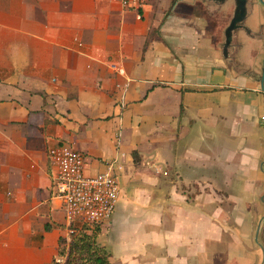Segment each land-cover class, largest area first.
<instances>
[{"label":"crops","instance_id":"obj_1","mask_svg":"<svg viewBox=\"0 0 264 264\" xmlns=\"http://www.w3.org/2000/svg\"><path fill=\"white\" fill-rule=\"evenodd\" d=\"M255 2L248 21L264 36ZM234 9L145 0L136 19L117 0H0V264H52L59 238L83 228L54 189L48 149L64 144L86 174L118 166L96 237L109 264H254L264 91L222 73ZM263 44L245 45L255 58Z\"/></svg>","mask_w":264,"mask_h":264},{"label":"built area","instance_id":"obj_2","mask_svg":"<svg viewBox=\"0 0 264 264\" xmlns=\"http://www.w3.org/2000/svg\"><path fill=\"white\" fill-rule=\"evenodd\" d=\"M117 1L123 9L134 10L136 19H141L145 0ZM48 157L55 168L54 189L62 201L68 224L79 221L93 225L111 215L120 195L116 163H109L95 174H86L83 153L65 144L50 147ZM56 260L62 262L63 258Z\"/></svg>","mask_w":264,"mask_h":264},{"label":"trees","instance_id":"obj_3","mask_svg":"<svg viewBox=\"0 0 264 264\" xmlns=\"http://www.w3.org/2000/svg\"><path fill=\"white\" fill-rule=\"evenodd\" d=\"M89 229L91 232H88ZM99 230L100 223L84 224L79 232L60 237L58 256L63 257V261L58 262L54 258L52 264H109L106 249L96 240Z\"/></svg>","mask_w":264,"mask_h":264},{"label":"water","instance_id":"obj_4","mask_svg":"<svg viewBox=\"0 0 264 264\" xmlns=\"http://www.w3.org/2000/svg\"><path fill=\"white\" fill-rule=\"evenodd\" d=\"M204 1H210L218 5H224L229 0H204ZM233 1H234L235 9L233 16L224 31L225 42L223 44V55L227 56L228 47L230 46L233 39V35L235 33V37H236L235 54H237L239 48H242L243 50H246V52H244L243 55L245 54L248 55V57L250 58H254L253 57L254 55L252 54L253 50L255 49L254 45H250V46L247 45L249 49L248 51L245 44L248 39H256L258 37L260 38L263 37L264 40V36H259L258 34H256L252 30L250 26V22L247 21V18H249L250 16L249 14L253 12L254 6L257 5L258 2H255V0H233ZM259 3L263 4L264 6V3H262L260 0ZM263 51H264V44L259 50V53H262ZM257 56L254 58V60L257 58ZM253 70L256 71L255 69ZM259 83L261 89L264 91V57H263L262 70L259 77Z\"/></svg>","mask_w":264,"mask_h":264},{"label":"rangeland","instance_id":"obj_5","mask_svg":"<svg viewBox=\"0 0 264 264\" xmlns=\"http://www.w3.org/2000/svg\"><path fill=\"white\" fill-rule=\"evenodd\" d=\"M234 38L236 37L234 36ZM233 40L234 39H232V42ZM229 56L230 58H228L227 62H225L224 66L221 69L222 73H229L235 77L240 75L243 76L244 74H253L256 79H259L263 65L264 51L262 53H258L257 58L253 60L254 62H252V58L250 59L248 55H243L240 52L237 53L236 57L234 51H232V53L229 51ZM259 61L261 62V64ZM253 69H255L256 71H254ZM255 243L257 244L256 240Z\"/></svg>","mask_w":264,"mask_h":264},{"label":"flooded vegetation","instance_id":"obj_6","mask_svg":"<svg viewBox=\"0 0 264 264\" xmlns=\"http://www.w3.org/2000/svg\"><path fill=\"white\" fill-rule=\"evenodd\" d=\"M256 240H257V238H256ZM257 242V241H256ZM257 245H258V247L260 246L261 248H262V254L260 255V257H256V259H255V261H254V264L256 263V264H264V256H262L263 255V251H264V245L263 244H260L259 245V243L257 242Z\"/></svg>","mask_w":264,"mask_h":264}]
</instances>
